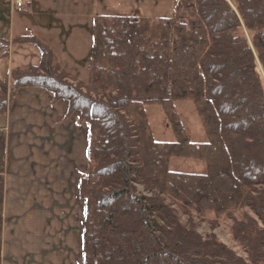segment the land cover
Returning <instances> with one entry per match:
<instances>
[{
	"label": "trees",
	"instance_id": "16d2710c",
	"mask_svg": "<svg viewBox=\"0 0 264 264\" xmlns=\"http://www.w3.org/2000/svg\"><path fill=\"white\" fill-rule=\"evenodd\" d=\"M251 34V40L244 33ZM40 63L0 81V114L20 88L68 103L89 128L84 264H258L264 262V0H176L170 18L96 16L89 78L72 83L52 49L24 38ZM8 41L0 39L2 54ZM191 99L209 140L191 141L175 102ZM162 106L177 139H156L147 106ZM207 162L173 169V157ZM167 196L199 214L249 208L234 234L252 263L182 224Z\"/></svg>",
	"mask_w": 264,
	"mask_h": 264
},
{
	"label": "crops",
	"instance_id": "0c3cea01",
	"mask_svg": "<svg viewBox=\"0 0 264 264\" xmlns=\"http://www.w3.org/2000/svg\"><path fill=\"white\" fill-rule=\"evenodd\" d=\"M14 3L0 4V25L2 18L9 22L8 34L0 33L9 43L0 55V81L9 86L15 69L40 63L39 48L24 38L49 46L68 73H85L89 60L83 68L80 60L90 58L96 16L170 18L176 0H24L23 11ZM75 36H86L88 55L72 51ZM19 46H26L23 56ZM79 115H69L65 100L39 87L20 88L0 114V264H84L86 206L79 186L89 128Z\"/></svg>",
	"mask_w": 264,
	"mask_h": 264
},
{
	"label": "rangeland",
	"instance_id": "374dc122",
	"mask_svg": "<svg viewBox=\"0 0 264 264\" xmlns=\"http://www.w3.org/2000/svg\"><path fill=\"white\" fill-rule=\"evenodd\" d=\"M229 2L233 4V0H229ZM0 4L6 6L7 0H0ZM63 13L69 14V11H63ZM132 16L140 18L142 17L140 15ZM8 23L9 22H5V20L2 18L0 33L6 32L8 34ZM244 33L246 34L248 39L251 40V34L245 29ZM73 39L74 40L71 42V44L74 49L72 51H75V54H78L80 56L88 55L89 49L87 47L86 36H75ZM19 47L15 51H17L19 55L23 56V53L25 51L24 49H26L23 47L26 46ZM31 48H33V46ZM88 60L89 56H87V58L85 59L82 58L80 60V68H83V64L86 66ZM2 64L4 68H7L6 64H4L3 62V59ZM63 70L68 73L65 69ZM260 70L262 72V78L264 81V72L262 71L261 66ZM68 74V79L74 84L85 82L89 78V69L85 73H83L81 69L79 70V72H74L69 69ZM146 109L150 120V129L153 136L156 139L162 141H175L177 137L172 125L170 124L165 109L160 105L147 106ZM175 111L177 112L178 117L183 124L186 135L191 141L206 142L209 140V136L206 132L205 126L200 118V115L198 114L197 106L191 99L176 101ZM170 165L173 169L181 170L184 172H202L207 169V162L201 158L196 157H173L170 161ZM167 202L170 203L174 210L177 212V215L179 216V219L183 225L189 228H194L205 239L208 237L215 238L216 241L224 244L228 249L232 250L237 257L242 258L247 263H252L253 260L251 259V253L249 250L250 247L247 244V239H241L239 238V236L236 237V234H234L235 222L242 221V219L246 220L247 218L251 217L256 220L260 226H262L252 210L243 207L231 209L226 213L207 212L205 214H199L196 210L185 208L180 204H177L178 202H174L170 199L169 196H167ZM258 264H264V262H258Z\"/></svg>",
	"mask_w": 264,
	"mask_h": 264
},
{
	"label": "built area",
	"instance_id": "2783aa9c",
	"mask_svg": "<svg viewBox=\"0 0 264 264\" xmlns=\"http://www.w3.org/2000/svg\"><path fill=\"white\" fill-rule=\"evenodd\" d=\"M24 7H25L24 0H15L14 9H16L17 11H23ZM1 51L2 49L0 47V53Z\"/></svg>",
	"mask_w": 264,
	"mask_h": 264
}]
</instances>
